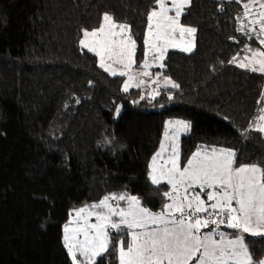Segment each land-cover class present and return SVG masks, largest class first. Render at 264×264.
<instances>
[{"label":"trees","instance_id":"16d2710c","mask_svg":"<svg viewBox=\"0 0 264 264\" xmlns=\"http://www.w3.org/2000/svg\"><path fill=\"white\" fill-rule=\"evenodd\" d=\"M154 6L0 0V264H71L62 244L68 214L106 194L127 191L159 212L168 185L157 194L147 165L169 119L191 125L180 139L182 164L198 147L264 164V136L249 129L264 106V74L229 63L250 55L245 45L260 48L254 34L237 30L246 24L242 2L192 0L181 23L197 29L195 47L167 52L161 73L179 88H160L153 100L141 99L140 89L124 92L125 78L109 75L80 47L81 28L96 27L107 12L131 26L139 61ZM245 240L254 259L264 258V236ZM97 264H118L115 252Z\"/></svg>","mask_w":264,"mask_h":264},{"label":"snow or ice","instance_id":"6c2138e0","mask_svg":"<svg viewBox=\"0 0 264 264\" xmlns=\"http://www.w3.org/2000/svg\"><path fill=\"white\" fill-rule=\"evenodd\" d=\"M154 3L146 15L144 60L138 65L144 69L142 72H133L137 41L130 25L105 12L96 27L81 28L80 47L93 53L98 66L109 75L127 76L124 92L138 75L151 77L153 73L147 69L157 64L164 68L162 61L170 48L191 52L194 47L189 38H194L197 29L181 23L192 0H154ZM256 5L258 9L254 11ZM243 9L244 19L250 15L253 18L237 30L247 29L243 34L249 39L253 38L249 33L255 34L260 48L245 45L244 51L250 55L234 56L229 63L264 74V50H261L264 0H247ZM156 75L153 83H160L161 74ZM144 83L140 80L136 86ZM163 86L179 88L169 77H164ZM150 95L155 99L158 90L154 89ZM120 110L119 106L115 108L117 115ZM190 127L188 121H167L159 150L147 165V180L155 186L157 194H161L158 191L161 184L169 186V190L162 192L166 202L159 212H153L139 196L127 191L106 194L98 202L69 212L62 229V244L71 264H97V258L110 250L115 252L118 264H264V258L254 259L244 235L264 236V164H238L232 149L203 147H198L182 164L179 134ZM170 128L174 131L170 132ZM249 129L264 136V106ZM121 201L126 207L120 205ZM221 225L233 232L220 231ZM210 226H214L210 231H202ZM112 232L123 233L127 240L114 241Z\"/></svg>","mask_w":264,"mask_h":264},{"label":"rangeland","instance_id":"374dc122","mask_svg":"<svg viewBox=\"0 0 264 264\" xmlns=\"http://www.w3.org/2000/svg\"><path fill=\"white\" fill-rule=\"evenodd\" d=\"M241 2H242V4L243 3H245V2H247V0H241ZM169 7H171V5L169 4ZM188 8V7H187ZM187 8H186V11H187ZM256 9H258V5H256V6H254V11L256 10ZM185 11V12H186ZM243 12H244V10H243ZM170 15H174V13H170ZM242 17H243V15H242ZM253 18V16H249L248 17V19H246L245 21H246V24H248L249 23V20H251ZM244 21V22H245ZM256 31L258 32L259 31V27L258 26H256ZM250 34H252V33H250ZM254 36H255V34H254ZM189 39H192L193 40V43H194V47H195V35H194V38H189ZM194 47H193V49H194ZM192 49V50H193ZM169 50H177V51H179V49H176V48H170ZM168 50V51H169ZM261 50H264V48H262ZM165 59V58H164ZM143 60H144V53H143V57L138 61V60H136V52H135V61H136V64L134 65V67H133V72H142V71H144V69H140V68H138V65L139 64H141L142 62H143ZM149 61H151V56H149ZM158 63H160V62H158ZM162 63L164 64V60L162 61ZM114 67H116V68H120V65H114ZM163 68H160L159 66H158V64L156 65V66H153V67H151V68H149V69H147V71H149V72H151V73H153V75L151 76V77H146V76H140V75H138L137 76V79H136V81H140V80H144L145 81V85H148V87H145V86H143V88H142V93H143V96L145 97V98H147V99H150V100H153L152 98H151V95H150V93H152V91L154 90V89H156V90H158V89H160V88H173V87H171V86H168V87H164L163 86V79H164V77H167V76H164L162 73H161V70H162ZM156 74H161V75H159V81H160V83H153V81L154 80H156L157 79V75ZM119 76V75H118ZM124 78H125V80H127V76H123ZM171 79V78H170ZM172 80V79H171ZM170 120V119H169ZM169 120H167V121H169ZM177 120V119H176ZM179 120V119H178ZM166 121V122H167ZM171 131H174V128H170V132ZM189 132H190V129L188 130V131H184V130H181L180 131V134H179V140H178V148H179V152H180V139L183 137V136H186V135H188L189 134ZM163 134H164V132H163ZM164 138V135H162V138H161V140ZM159 147H160V145H159ZM158 150H159V148H158ZM157 150V151H158ZM156 151V152H157ZM155 152V153H156ZM168 155V153L166 152L165 153V156H167ZM150 162H151V160H150ZM163 161H161V163H162ZM168 190H169V186H168ZM196 191H199V189H195ZM202 198H203V194H202ZM168 202H170V201H168ZM112 203H114V202H112ZM211 203V202H210ZM92 222H94V218H93V221ZM211 227H214V226H210V228H208V229H203L202 231H210L211 230ZM220 231H223V232H226V233H232L233 232V230H231V229H227L226 227H224L223 225H221V227H220ZM245 235V239L247 238V237H254V236H252V235H249V234H244ZM255 237H263V236H255Z\"/></svg>","mask_w":264,"mask_h":264},{"label":"crops","instance_id":"0c3cea01","mask_svg":"<svg viewBox=\"0 0 264 264\" xmlns=\"http://www.w3.org/2000/svg\"><path fill=\"white\" fill-rule=\"evenodd\" d=\"M137 84H139V81H134L133 84H132V86L129 87V89L130 88H134V89H140V90H142L143 86L148 87V85H145V84H141L139 86H136Z\"/></svg>","mask_w":264,"mask_h":264}]
</instances>
